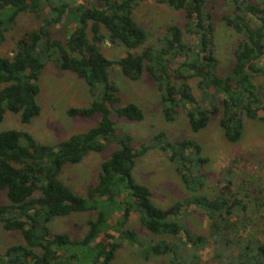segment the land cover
Wrapping results in <instances>:
<instances>
[{
    "label": "trees",
    "instance_id": "16d2710c",
    "mask_svg": "<svg viewBox=\"0 0 264 264\" xmlns=\"http://www.w3.org/2000/svg\"><path fill=\"white\" fill-rule=\"evenodd\" d=\"M142 1L146 0H0V46L20 14L40 17L45 12L40 26L25 31L11 54L0 55V122L7 111L24 124L40 114L38 81L48 62L74 73L93 98L87 106L68 108V116H99L94 126L53 144L39 143L24 130L0 132V191L7 198L0 204V224L23 238V243L0 251V264L79 261L77 253L69 254L74 247L92 254L90 264H109L124 244L136 245L145 259L165 256L170 264H264V242L247 230L253 227L250 212L258 213L264 206L262 191L257 189L258 194L251 197L244 190L239 198L228 189L230 180L226 179L214 196L203 194L206 176L199 168L208 159L192 138L170 140L165 132L157 131L135 147L128 133L116 130L111 114L141 121L143 111L133 102L121 104L118 86L109 73L113 65L131 79L146 73L159 93L167 122H175L183 113L190 129L197 132L218 115L225 139L236 143L244 118L264 122V95L253 82L264 76V0H225L230 12L221 19L238 35L226 73L218 68L208 0H157L184 12V31L169 25L156 42L138 53L108 59L101 49L106 42L129 49L146 43V32L133 18ZM61 28L64 37L56 38L53 32ZM184 33L195 40L184 39ZM110 145L114 149L100 163L85 193L75 192L60 179L65 166L78 164L91 152H102ZM152 150L175 164L192 195L166 208L154 205L150 189L137 183L132 174L135 160ZM191 206L207 218V234L184 221L183 211ZM86 212L96 215L87 220L82 238L51 232L52 218ZM132 213L138 214L148 232L162 238L151 239L154 243L142 240L135 229L127 227ZM166 237H178L179 243ZM208 245L213 255L202 261L199 252Z\"/></svg>",
    "mask_w": 264,
    "mask_h": 264
},
{
    "label": "rangeland",
    "instance_id": "374dc122",
    "mask_svg": "<svg viewBox=\"0 0 264 264\" xmlns=\"http://www.w3.org/2000/svg\"><path fill=\"white\" fill-rule=\"evenodd\" d=\"M207 7L212 12L215 54L219 60L218 68L221 73H226L231 66L233 49L238 38V35L221 19L222 15L230 12V6L225 0H208ZM44 13L40 17L20 14L15 25L6 32V39L0 46V55L11 54L16 40L25 31L40 26ZM133 18L146 32V43L138 48L129 49L122 44L111 45L106 42L101 49L108 59L117 60L127 53H138L147 45L156 42L165 27L169 25H178L184 31L186 21L183 11L173 10L163 3H158L157 0L139 2L133 11ZM53 35L61 39L64 37V31L62 28L55 29ZM183 37L186 40H195L194 37L185 33ZM262 62L264 64V61ZM109 73L111 80L118 86L122 99L121 104L133 102L143 111L144 117L141 121L119 118L111 114L116 130L128 133L135 147L148 141L157 131L165 132L170 140L192 138L199 143L202 155L208 159L207 163L199 168L206 176L205 184L201 189L203 194L208 197L214 196L226 184V179H229L228 189L236 192L239 198L243 196L244 190L254 197L258 194L257 189L262 191L261 195L264 198L263 121L244 118L242 136L236 143H230L225 139L218 122V115L211 117L206 127L193 132L183 113H180L173 123L164 119L159 105V93L146 73L138 79H131L123 74L118 65H113ZM253 82L264 95V76L256 77ZM38 84L40 114L28 124H24L18 115L7 111L0 122V132L8 129L24 130L39 143L53 144L67 139L72 134L89 129L99 120L98 115L91 118L68 116V108L87 106L93 99L85 83L71 71L58 69L52 62H48L39 77ZM194 93L198 96L197 91ZM113 149L114 145H110L102 152H91L78 164L65 166L60 179L75 192L85 193L87 186L96 179L100 163L110 156ZM132 174L137 183L150 189L151 200L157 207H169L192 195L176 171L175 164L159 151L152 150L138 157L135 160ZM6 200V192L0 191V204L5 203ZM250 209H253L252 204ZM250 214H253V227L247 230L256 233L264 242V206L258 213L252 211ZM95 215V212H86L74 213L65 217L57 216L52 218L48 225L52 233H67L72 239H80L87 231V220L95 218ZM183 216L190 228L198 233H208V220L199 209L191 206L183 211ZM116 218L117 215H112L113 220ZM127 227L135 229L142 240L154 243L155 240L162 238L148 232L141 225L136 213L130 215ZM180 237L184 238L183 235ZM166 239L179 243L178 237H166ZM16 243H23L20 232L6 231L0 224V251ZM136 250V245L124 244L116 251L115 258L109 264H170L165 256L151 255L145 259L142 253ZM86 251L82 247L70 249L69 254L77 253L80 259L79 261L78 259L65 260L64 264H76V262L90 264L92 254ZM199 254L202 261L209 260L213 255L212 246L208 245Z\"/></svg>",
    "mask_w": 264,
    "mask_h": 264
}]
</instances>
